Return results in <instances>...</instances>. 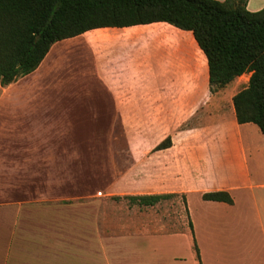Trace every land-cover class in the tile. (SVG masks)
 <instances>
[{
	"label": "rangeland",
	"instance_id": "rangeland-1",
	"mask_svg": "<svg viewBox=\"0 0 264 264\" xmlns=\"http://www.w3.org/2000/svg\"><path fill=\"white\" fill-rule=\"evenodd\" d=\"M75 43L70 39L53 43L36 77L19 96L18 91L11 96L0 91V208L18 212L16 255L42 264V234L55 227L63 236L77 238L79 250L86 253L90 211L95 213L100 235L151 233L156 228L159 233L181 231L180 240L188 252L183 196L171 194L148 206L116 197L135 191L134 164L144 157V150L160 143L169 132L178 141L185 139L182 130L198 122L169 120L151 106L134 105L119 106L113 120L110 95L95 78L91 57ZM184 51L180 48L177 54ZM247 80L245 74L238 79V87L233 83L223 86L224 98L245 87ZM22 96L25 104L14 101ZM210 108L214 110L215 105ZM246 129L251 141L263 148L264 136L259 131L256 135L252 127ZM261 156L255 163L258 168L253 162L250 166L252 171L257 169L254 177L264 181V153ZM122 173L128 176L121 181ZM139 173L144 174L142 183L150 186V170ZM221 215L217 212L208 218L213 221L208 232L196 217L195 238L202 263L240 264L234 227H225ZM60 245L63 259H74L75 244L63 239ZM141 245L145 249L146 244ZM161 248L166 252L171 243L163 242ZM127 263L133 264L130 259Z\"/></svg>",
	"mask_w": 264,
	"mask_h": 264
},
{
	"label": "crops",
	"instance_id": "crops-1",
	"mask_svg": "<svg viewBox=\"0 0 264 264\" xmlns=\"http://www.w3.org/2000/svg\"><path fill=\"white\" fill-rule=\"evenodd\" d=\"M263 7L264 0H247L249 11ZM68 39L76 40L78 43L75 44L82 46V52L91 57L95 78L102 82L110 95L113 120L118 117L119 106L134 105L151 106L159 116L164 115L169 120L198 122L193 129L182 130L185 139L178 141V136L169 132L170 137H166L170 138V146L157 150V144H154L144 150V157L134 164L136 189L122 195L183 196L184 210L194 238L196 217L208 232L213 225L208 218L221 212V223L225 227H234L232 233L236 237L239 263L264 264V181L254 177L257 169L252 171L250 166L253 162L255 168L259 167L255 163L262 158L264 146L262 148L251 141L253 137L246 128L252 127L256 135L259 129L256 130L253 123L236 122L232 104L234 94L229 93L224 98V87L229 83L210 92L206 60L191 33L158 22L95 28ZM180 48L185 50L182 55L177 54ZM49 51L46 55L50 54ZM40 65L8 86H0V91L10 96L18 91L19 96L34 80ZM245 74L230 83L238 87V79ZM19 100L24 103V96L14 98L18 101L16 103H20ZM210 105H215V109H209ZM144 169L150 170V186L142 183L145 178L139 170ZM127 176L122 173L118 178L122 181ZM219 190L230 194L231 204L201 197L205 192ZM17 213L10 208H0V264H32L29 258L15 253L20 244L14 229ZM90 215L91 220L86 226V253L79 250L77 238L63 236L61 229L55 227L42 234V264H128L129 259L133 264H198L189 223V250L186 252L180 240L181 231L159 233L156 228L151 229V233L100 235L95 213L90 211ZM63 239L75 244V256L70 261L63 259L60 252ZM167 241L171 248L162 252L164 248L161 246ZM142 242L146 244L145 249ZM79 252L83 254L82 258ZM184 256L191 260L183 259Z\"/></svg>",
	"mask_w": 264,
	"mask_h": 264
},
{
	"label": "trees",
	"instance_id": "trees-1",
	"mask_svg": "<svg viewBox=\"0 0 264 264\" xmlns=\"http://www.w3.org/2000/svg\"><path fill=\"white\" fill-rule=\"evenodd\" d=\"M247 0H0V86L33 72L57 41L103 27L167 23L191 33L207 66L210 91L249 74L232 96L236 122L253 123L264 135V7ZM170 146L165 137L155 149ZM171 194L117 196L142 206ZM203 200L232 203L227 191ZM198 264L200 251L188 222Z\"/></svg>",
	"mask_w": 264,
	"mask_h": 264
}]
</instances>
